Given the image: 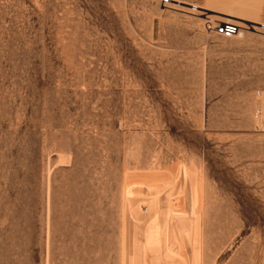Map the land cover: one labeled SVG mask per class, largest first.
Listing matches in <instances>:
<instances>
[{"label": "rangeland", "instance_id": "1", "mask_svg": "<svg viewBox=\"0 0 264 264\" xmlns=\"http://www.w3.org/2000/svg\"><path fill=\"white\" fill-rule=\"evenodd\" d=\"M261 118L264 0H0V264H264Z\"/></svg>", "mask_w": 264, "mask_h": 264}, {"label": "bare ground", "instance_id": "2", "mask_svg": "<svg viewBox=\"0 0 264 264\" xmlns=\"http://www.w3.org/2000/svg\"><path fill=\"white\" fill-rule=\"evenodd\" d=\"M189 11H194V12H198L200 14H204L205 17L207 19H210V21H213L214 19L211 18L212 16L211 15H208L206 14L205 12H201L198 9V7L194 6V5H188V8H187ZM226 22H231V21H228V20H216V24H222V23H226ZM234 23V22H233ZM147 200V199H146ZM143 201V200H142ZM157 210V209H156ZM163 210V209H162ZM168 214V213H167ZM155 215V214H154ZM160 216H163V215H160ZM186 216V214H185ZM156 217V216H155ZM157 217H158V214H157ZM164 217V216H163ZM166 217V216H165ZM169 218V216H168ZM176 218V217H175ZM183 218V217H182ZM163 219V218H161ZM160 219V220H161ZM165 219V218H164ZM179 219V218H178ZM169 220H171V218H169ZM183 220V219H182ZM158 221V220H157ZM165 221H167L165 219ZM163 223H165L163 220H162ZM177 222H180V221H177ZM164 225V224H163ZM177 225V223H176ZM181 226V224H180ZM179 226V227H180ZM184 226V225H183ZM188 229H187V237L185 236V238L180 234V231H177L178 232V235L175 236V238L172 240L174 244H172L173 246L168 247L169 245H167V232L164 231L161 233L162 235L160 236L161 237V240H160V245H156V246H153L152 248V245H151V248L153 250L151 251H148V253H150V258L148 259L149 260V263L148 264H156L157 261L160 259V258H167L169 257V254H171V250L174 249L175 251H177L178 253H180L182 251L181 247L186 244L187 247H189V254L190 255V261H192L191 263L195 262L196 261V247L198 248V244H197V240H198V226H197V221L195 218L191 217L188 221ZM164 227V226H163ZM178 227V228H179ZM182 227V226H181ZM201 227V226H200ZM179 230V229H178ZM184 232V231H183ZM172 234V232H171ZM186 234V232H185ZM171 241V242H172ZM158 242V241H157ZM188 243V244H187ZM154 244V243H153ZM185 250V249H184ZM187 250V249H186ZM199 250V248L197 249ZM146 251V252H147ZM184 255V254H183ZM132 256V255H131ZM178 256V255H176ZM134 257V256H133ZM171 258V257H169ZM184 258V257H183ZM182 258V259H183ZM188 259V258H187ZM181 260V259H180ZM198 260V259H197ZM136 261V260H135ZM174 261V260H173ZM179 261V260H178ZM165 262V261H164ZM180 263V262H179ZM132 264V263H131Z\"/></svg>", "mask_w": 264, "mask_h": 264}, {"label": "built area", "instance_id": "3", "mask_svg": "<svg viewBox=\"0 0 264 264\" xmlns=\"http://www.w3.org/2000/svg\"><path fill=\"white\" fill-rule=\"evenodd\" d=\"M205 30L208 32L214 31L215 33L222 36H231L234 35L239 27L233 22H226L222 24H216L213 21L207 20L205 22ZM255 118H258V112L254 115ZM257 129L259 132L264 133V118L258 119Z\"/></svg>", "mask_w": 264, "mask_h": 264}]
</instances>
